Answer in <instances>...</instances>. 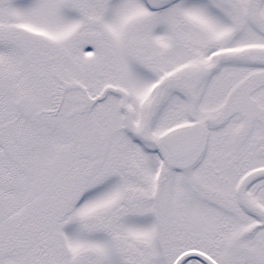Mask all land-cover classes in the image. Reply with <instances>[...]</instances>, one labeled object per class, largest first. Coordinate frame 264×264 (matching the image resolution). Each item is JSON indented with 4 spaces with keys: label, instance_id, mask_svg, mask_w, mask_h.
Instances as JSON below:
<instances>
[{
    "label": "snow or ice",
    "instance_id": "obj_1",
    "mask_svg": "<svg viewBox=\"0 0 264 264\" xmlns=\"http://www.w3.org/2000/svg\"><path fill=\"white\" fill-rule=\"evenodd\" d=\"M0 264H264V0H0Z\"/></svg>",
    "mask_w": 264,
    "mask_h": 264
}]
</instances>
